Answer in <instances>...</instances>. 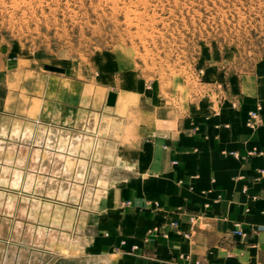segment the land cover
<instances>
[{
  "label": "rangeland",
  "instance_id": "rangeland-1",
  "mask_svg": "<svg viewBox=\"0 0 264 264\" xmlns=\"http://www.w3.org/2000/svg\"><path fill=\"white\" fill-rule=\"evenodd\" d=\"M3 59L0 264L23 247L18 264L42 251L97 264L81 254V218L113 177L106 139L130 138L134 93L184 106L264 64V0H0Z\"/></svg>",
  "mask_w": 264,
  "mask_h": 264
},
{
  "label": "crops",
  "instance_id": "crops-1",
  "mask_svg": "<svg viewBox=\"0 0 264 264\" xmlns=\"http://www.w3.org/2000/svg\"><path fill=\"white\" fill-rule=\"evenodd\" d=\"M8 61L0 81L10 79ZM218 82L184 106L175 92L134 93L130 138L106 139L113 177L81 218L83 256L97 264H264V64Z\"/></svg>",
  "mask_w": 264,
  "mask_h": 264
},
{
  "label": "water",
  "instance_id": "water-1",
  "mask_svg": "<svg viewBox=\"0 0 264 264\" xmlns=\"http://www.w3.org/2000/svg\"><path fill=\"white\" fill-rule=\"evenodd\" d=\"M46 69L55 72H64V68L52 65L44 66ZM116 93L109 91L106 97V105L113 106L116 103ZM33 255V254H32ZM26 264H86L84 261L68 259L61 257L55 253L43 252L30 256L26 261Z\"/></svg>",
  "mask_w": 264,
  "mask_h": 264
},
{
  "label": "built area",
  "instance_id": "built-area-1",
  "mask_svg": "<svg viewBox=\"0 0 264 264\" xmlns=\"http://www.w3.org/2000/svg\"><path fill=\"white\" fill-rule=\"evenodd\" d=\"M251 115H252V117H253L254 119H257V118H258V115H257V112H256V111H251ZM250 153H251V154H255L256 151H251ZM230 154H232V155L235 156V157H238V156H239V155H238V152L235 151V150H232V151L230 152ZM260 172L263 174V173H264V170H260ZM243 190H245V188H243ZM171 224H172V225H175L176 223H175V222H171ZM232 232L235 233V234H238V235H240V236H243V237L246 236V233L243 232L240 228H238L237 224H235L234 228L232 229ZM162 234H163V236H166V233L162 232ZM122 243L124 244V241H122ZM135 248H137L136 245H133V246L131 247L132 250H134ZM195 264H201L200 260H196V261H195Z\"/></svg>",
  "mask_w": 264,
  "mask_h": 264
},
{
  "label": "bare ground",
  "instance_id": "bare-ground-1",
  "mask_svg": "<svg viewBox=\"0 0 264 264\" xmlns=\"http://www.w3.org/2000/svg\"><path fill=\"white\" fill-rule=\"evenodd\" d=\"M50 145V144H49ZM33 158V157H32ZM35 161H36V158H35ZM60 161V160H59ZM11 247H13V246H9L8 247V251H7V253H6V255H7V259H10L8 256L10 255L9 254V251L11 250ZM16 248V247H15ZM26 249V248H25ZM17 251H18V253L20 252V256H19V258L18 259H20V257H21V254L23 253V248L21 249V248H16V250H15V253L14 254H17ZM43 252H46V251H42V253ZM49 253H51V252H49ZM33 254V253H32ZM41 254V253H40ZM56 254V253H55ZM58 255V254H57ZM60 256V255H59ZM12 257H14V256H12ZM62 257V256H61ZM18 259H16V262H17V264H18ZM24 264H26V263H24Z\"/></svg>",
  "mask_w": 264,
  "mask_h": 264
}]
</instances>
